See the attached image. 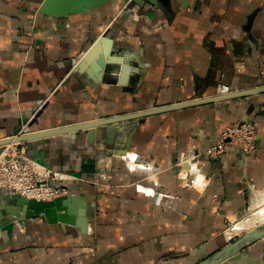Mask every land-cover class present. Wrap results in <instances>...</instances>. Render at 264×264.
<instances>
[{
  "label": "crops",
  "instance_id": "1",
  "mask_svg": "<svg viewBox=\"0 0 264 264\" xmlns=\"http://www.w3.org/2000/svg\"><path fill=\"white\" fill-rule=\"evenodd\" d=\"M43 1L0 0V140L23 120L41 132L264 86V0H113L64 18L40 13ZM103 35L111 57L131 58L126 78L124 62L77 70ZM244 120L257 123L253 152L205 153ZM104 128L92 144L81 131L11 145L86 198L89 228L9 218L0 264H200L262 224L264 92L155 114L106 141ZM243 253L228 264H264V238Z\"/></svg>",
  "mask_w": 264,
  "mask_h": 264
},
{
  "label": "water",
  "instance_id": "2",
  "mask_svg": "<svg viewBox=\"0 0 264 264\" xmlns=\"http://www.w3.org/2000/svg\"><path fill=\"white\" fill-rule=\"evenodd\" d=\"M113 0H44L41 7L40 13L55 17L64 18L73 15H78L89 10H93L97 7L103 6ZM129 4H136L141 8L146 5H163L166 6L171 2V0H122ZM188 2V0H184ZM101 46L105 47V53H101ZM113 47V41L109 39L106 35L101 36L92 46V48L87 52L81 61L77 64V70H84L87 64H92V68L102 69V67L107 68L109 72H114L115 69L113 65L125 63L122 68V76L126 78L131 72V68L128 64L131 63L130 59L124 56L119 58L111 57V51ZM108 64V66H107ZM106 65V66H105ZM98 67V68H97ZM137 72V70H133ZM264 92V86L255 88L243 92H232L224 95H219L215 97L205 98L202 100H196L185 103H177L169 107L155 108L152 110H145L136 112L133 114H127L119 116L116 118H109L103 120H95L90 122H85L82 124L65 126L62 128H57L53 130L41 131V132H26L23 133L22 128L28 123V120H23L16 129V135L10 138H5L0 140V153L3 152L4 148L12 144H20L23 142H30L33 140L46 138L58 134H67L72 132H85L87 134V140L90 144L95 142L97 137V129L105 127L101 133L102 140L106 141L107 137H118L119 133H122L130 123L143 119L155 114L167 112L170 110H175L179 108H187L191 106H197L201 104H209L214 102H219L223 100H229L233 98H238L241 96L255 95ZM122 136L119 138H124ZM117 149V154L125 155V150L128 146L123 147L122 143L117 142L108 143ZM108 150L109 154H114L115 150ZM43 216L50 223H60L62 225H71L81 228L83 234L88 232L89 222L87 218V200L85 197L80 195H68L56 198L52 201H37L34 199H26L21 196L16 197H6L2 205H0V224L7 221L9 218L16 219H33ZM264 238V223L259 224L248 231L244 236L237 239L233 243L225 246L220 251L207 258L200 264H228L230 262L240 261L244 257L243 251L254 243L262 240Z\"/></svg>",
  "mask_w": 264,
  "mask_h": 264
},
{
  "label": "built area",
  "instance_id": "3",
  "mask_svg": "<svg viewBox=\"0 0 264 264\" xmlns=\"http://www.w3.org/2000/svg\"><path fill=\"white\" fill-rule=\"evenodd\" d=\"M262 73L264 74V70ZM256 144L257 123L244 120L225 127L220 132L218 141L205 153L221 155L226 150L234 148L250 154L255 150ZM12 147L11 145L6 146L0 153L1 192L12 197L21 196L37 201H52L69 195L68 189L58 183L57 174L39 166L24 150ZM195 159L185 157L181 162V167L187 164L191 166L190 170H194L198 166ZM100 180H108L107 174H99L97 181ZM238 226V222H232L230 229H236ZM229 239H232L230 235Z\"/></svg>",
  "mask_w": 264,
  "mask_h": 264
},
{
  "label": "bare ground",
  "instance_id": "4",
  "mask_svg": "<svg viewBox=\"0 0 264 264\" xmlns=\"http://www.w3.org/2000/svg\"><path fill=\"white\" fill-rule=\"evenodd\" d=\"M255 220H257L258 223H264V208L257 213Z\"/></svg>",
  "mask_w": 264,
  "mask_h": 264
},
{
  "label": "rangeland",
  "instance_id": "5",
  "mask_svg": "<svg viewBox=\"0 0 264 264\" xmlns=\"http://www.w3.org/2000/svg\"><path fill=\"white\" fill-rule=\"evenodd\" d=\"M259 202H260V201H259ZM257 204H259V203H257ZM260 204L263 206V205H264V202H263V204H262V202H261ZM262 206H261V207H262ZM251 214H252V213H251Z\"/></svg>",
  "mask_w": 264,
  "mask_h": 264
}]
</instances>
